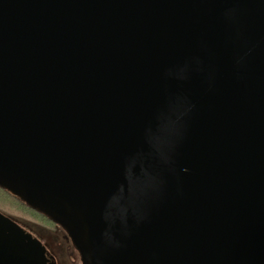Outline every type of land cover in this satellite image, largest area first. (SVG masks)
Returning <instances> with one entry per match:
<instances>
[{"label":"water","instance_id":"water-1","mask_svg":"<svg viewBox=\"0 0 264 264\" xmlns=\"http://www.w3.org/2000/svg\"><path fill=\"white\" fill-rule=\"evenodd\" d=\"M0 188L81 264H264V0H0Z\"/></svg>","mask_w":264,"mask_h":264},{"label":"trees","instance_id":"trees-1","mask_svg":"<svg viewBox=\"0 0 264 264\" xmlns=\"http://www.w3.org/2000/svg\"><path fill=\"white\" fill-rule=\"evenodd\" d=\"M0 213L45 229H53L57 226L51 219L2 188H0Z\"/></svg>","mask_w":264,"mask_h":264},{"label":"rangeland","instance_id":"rangeland-1","mask_svg":"<svg viewBox=\"0 0 264 264\" xmlns=\"http://www.w3.org/2000/svg\"><path fill=\"white\" fill-rule=\"evenodd\" d=\"M47 230L49 232H42L41 235L46 242V248L54 255L58 264H60V259L62 260L61 264H81L80 256L67 239L65 232L62 229L56 231L53 229Z\"/></svg>","mask_w":264,"mask_h":264},{"label":"flooded vegetation","instance_id":"flooded-vegetation-1","mask_svg":"<svg viewBox=\"0 0 264 264\" xmlns=\"http://www.w3.org/2000/svg\"><path fill=\"white\" fill-rule=\"evenodd\" d=\"M3 215V214H2ZM5 216V215H3ZM7 219H9V221L16 225L17 227H19L23 232L31 235L32 237H34L39 243H41V245L46 249L47 251V256H48V259L51 263H48V264H58L56 258L54 257V255L46 248L47 245H46V242L44 240V237L41 235L42 232H49L47 229L45 228H41L39 226H36L34 224H31V223H28V222H24V221H21V220H15V219H12L8 216H5ZM61 229L59 226H56L55 228H53L54 231L56 230H59ZM52 230V231H53ZM66 234V233H65ZM67 236V234H66ZM67 239L69 240V242L71 243L70 239L68 238L67 236ZM49 244V243H47ZM50 245V244H49ZM72 245V244H71ZM51 246V245H50ZM73 246V245H72ZM75 249V248H74ZM80 258V257H79ZM62 263V260L60 259V264ZM81 263V261H80Z\"/></svg>","mask_w":264,"mask_h":264}]
</instances>
